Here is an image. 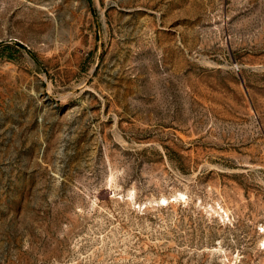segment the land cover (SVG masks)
<instances>
[{
    "label": "rangeland",
    "instance_id": "1",
    "mask_svg": "<svg viewBox=\"0 0 264 264\" xmlns=\"http://www.w3.org/2000/svg\"><path fill=\"white\" fill-rule=\"evenodd\" d=\"M0 264H264V0H0Z\"/></svg>",
    "mask_w": 264,
    "mask_h": 264
},
{
    "label": "bare ground",
    "instance_id": "2",
    "mask_svg": "<svg viewBox=\"0 0 264 264\" xmlns=\"http://www.w3.org/2000/svg\"><path fill=\"white\" fill-rule=\"evenodd\" d=\"M165 200V199H164ZM166 201V200H165Z\"/></svg>",
    "mask_w": 264,
    "mask_h": 264
}]
</instances>
